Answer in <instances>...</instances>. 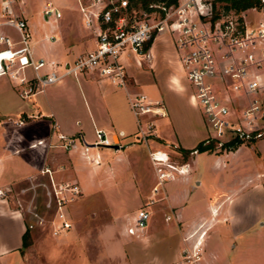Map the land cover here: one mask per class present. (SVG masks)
I'll list each match as a JSON object with an SVG mask.
<instances>
[{
  "label": "rangeland",
  "instance_id": "374dc122",
  "mask_svg": "<svg viewBox=\"0 0 264 264\" xmlns=\"http://www.w3.org/2000/svg\"><path fill=\"white\" fill-rule=\"evenodd\" d=\"M18 1L15 0L11 4L13 13H16L13 5L18 8ZM24 1V8L28 12L19 10L18 15L25 16L29 21V17L33 14V21L39 27V36H44L45 31H48L54 25L53 20H51L53 19V15L45 18L43 14L42 7L47 0ZM130 1L137 11L145 7L140 0ZM214 7L219 11L225 9L223 3L220 1L214 3ZM1 13L0 4V22L5 19V17L1 16ZM246 18L256 22L258 19H263V16L259 12L249 9L246 12ZM1 29L14 40L20 37L19 32L10 25H3ZM28 30L30 33L28 43L31 45L33 40L37 38V34L36 36L35 34L31 36L30 29ZM171 38L173 39L172 36ZM170 46L171 48H167L169 51H176L174 44ZM34 47L37 49L64 48V45L59 39L47 38L34 44ZM52 57L56 61L59 60L57 54H52ZM46 58L50 60L48 56ZM177 58L178 56L175 54L174 59L177 60ZM123 60L127 70L132 68L136 72H144L154 78L147 84L141 85L140 90L146 92L150 98L163 100L168 112L165 119L156 121L158 130L148 135L147 138L152 139L155 145H166V147L169 145V155L174 163L181 164L187 162L191 157L190 162L193 161L195 166V171L192 172L189 183L178 179H167L160 186V189L165 187L168 192H171L175 188L185 185L190 191H188L186 197L177 202V205L181 204L185 208L189 207L188 220L192 221L195 219L196 221V224L193 225L190 221L179 222L185 232V236H191L187 238V241H191L192 244L194 240L198 239L203 231L198 233L197 236L196 234H191L195 231L197 232L199 227L206 223L207 217H210V220H207V222L212 223L215 221L217 226L226 223L230 228V237L227 239L228 244L226 243L223 251L226 260L230 264H256L260 256L264 254V139L240 144L236 149L212 147L211 149L198 151L194 155L191 152H181V147L174 146L173 142L169 139L170 136H174L172 110L173 113L174 111L175 113L178 111V119L183 122L181 123L179 120L175 122V131L182 129L183 125L184 128L188 126V124L184 123L188 120L182 119L184 115H188L199 122L203 120V123H201L202 128L211 132L204 121L200 109L192 101L190 96L192 88L184 73L179 70L177 63H171V61L166 65L163 61L159 60L155 68L149 69L144 58H141V68L136 69L133 54L126 53L123 56ZM62 64L63 61L59 62L55 66L56 70H63ZM49 69L50 66L45 65L39 71L44 74ZM24 74L31 80L19 83L17 78H12L8 74L2 75L0 79V101L5 105L4 109L13 111L18 107L25 109L28 106L30 109L34 108L37 110L40 103L41 106L39 108L42 110L44 106L49 107L51 105L58 108L63 114L68 112V110L72 111L71 106L73 105L75 110L84 111L85 98L78 88L72 92L74 95L70 96L67 89L62 88L63 90H61V87H56L58 86L57 83L53 85L51 83L44 86V91L40 90L26 96H21L20 91L23 88H27L28 85L34 84L36 81L34 79L35 73L31 66H27L24 69ZM172 75L178 77V81L184 84V88L180 86L181 91H184L181 92L182 94L171 91L174 87L169 84L168 78ZM71 77L73 76L67 75L63 78L64 81H67ZM130 77L131 75L129 79H131ZM58 89L63 92H59ZM198 111L202 116V120L198 117ZM8 116L14 118V115L5 114L3 116L6 119L5 124L8 129L7 134L9 138L8 148L11 151L18 147V150L23 151V153L36 152L39 156L41 151L44 152V149L47 151L48 148L58 147L63 150L60 149L58 151H62L60 155L63 156L64 152L67 159L66 161H61L55 167L46 164L44 161L41 164V168L48 166L51 174L40 172L34 178L23 179L19 182L20 185L16 186V188L18 186L28 187L27 190L31 194L29 195L27 191L21 193L24 208L23 216L26 225L28 222H34L32 214L26 209L28 206L44 217L43 223H36L34 227L29 228V245L24 248L23 252L24 264H114L112 260L100 257V246L98 245L97 238L100 237L102 227H105V232H111L112 230L116 235V232L119 230L118 226L122 225V223L127 224L135 213L133 211L146 204L151 198L148 194L151 191V185L157 178L155 176L156 167L150 160L149 153L147 154L148 148L144 142L146 139L137 138L136 130L132 136V140H119L116 142L119 145L117 148L111 145H96L94 148H89L88 146L85 149L86 142H82V152L76 151L71 154L70 150L74 146L64 148L62 141L56 138L52 141L53 146L48 147L41 144L37 147L28 148L26 146L28 142L31 139H36L38 136H42L41 138H44L47 144L51 121H44L42 118H30L26 120L24 126L25 133L21 139H17L14 134L17 128L21 127H12L10 125V118H7ZM168 129L172 134L161 135L159 133L160 130ZM176 135H178V132ZM188 135L189 138L192 137L190 134ZM87 137L90 141L94 140V132L88 134ZM75 142L76 145L77 141L75 140ZM182 149L188 150L192 148L182 147ZM18 150L14 154L15 156L20 154ZM86 155H88V158ZM186 167L187 170L184 173L176 172L175 174L187 173L189 168L188 166ZM74 183L78 185L79 193L74 199L67 202L63 208L72 226L68 230H60L54 233V227L59 222L55 216L56 209L53 206L47 207L45 204L49 199L52 202L54 201L57 190L62 191L59 194H64L65 196L71 195L69 191L64 189V186ZM222 191L221 195H217L214 198V193ZM227 193L230 194L227 195ZM199 195H202V199L200 200L197 197ZM213 198L216 202L223 199L220 211L218 213H216V210L212 211L214 215L205 207L206 203ZM16 204L18 207L20 206L17 201ZM162 204L155 202L149 205L152 211L147 226L153 223L158 226L165 224L162 211L156 210V207ZM13 205H15V202ZM199 207H202L201 212L196 213L194 210ZM130 212L133 214L128 219L125 213ZM215 214L217 216L213 219ZM170 215L168 214L166 217L168 219L171 217L169 222H174L173 215ZM200 222L201 224L198 225ZM161 236L166 241L167 239L174 238L172 233ZM203 246H200L201 256L203 253L206 256L209 254V251L215 248L213 241L204 250ZM140 256L143 259V255L140 254Z\"/></svg>",
  "mask_w": 264,
  "mask_h": 264
},
{
  "label": "built area",
  "instance_id": "2783aa9c",
  "mask_svg": "<svg viewBox=\"0 0 264 264\" xmlns=\"http://www.w3.org/2000/svg\"><path fill=\"white\" fill-rule=\"evenodd\" d=\"M14 1L0 0L1 16L5 17L0 22V76L8 74L17 78L19 83L28 82L31 79L26 77L24 69L31 66L36 81L23 88L21 96L43 90L44 86L65 75L77 76L83 71L97 72L112 84L124 87L128 84L130 74L123 56L126 53L133 54L135 62L140 65V59L148 56L145 44L159 32L167 31L173 37L180 67L192 88V101L200 109L211 131L202 140L203 144L233 148L264 138V0H258L257 4L242 10L223 6L225 9L222 11L213 7L220 0L150 1L138 11L130 0L80 2L83 23L95 34V47L80 54L72 62H64L62 72L55 69L57 61L33 57L28 43L30 33L27 20L13 13L11 4ZM220 2L224 4V1ZM249 9L259 12L263 19L256 22L248 20L246 12ZM43 14L49 18L53 14L59 16L60 12L47 2ZM3 25L14 27L19 32V39L14 40L6 34L1 29ZM45 65H49L50 69L42 74L39 70ZM128 103L137 118L136 137L140 139L155 133V117L167 115L163 100L150 99L141 91L130 92ZM22 122V118L16 121L18 124ZM56 128L55 124L47 144L44 138H39L30 145L50 147L56 138L62 141L64 148L75 146L74 137ZM94 135L92 143H85V149L91 144H114L101 128H95ZM196 151L193 149L190 152ZM149 157L156 167L157 179L151 188L149 201L138 208L126 224L128 234L138 235L146 228L151 216L149 205L155 201L154 196L160 186L165 180L173 179L174 173H184L183 167L187 169L188 166V162L174 163L168 151L161 148L150 150ZM40 172L51 174L48 166L42 167ZM64 189L71 195L59 194L62 191L57 190L54 201L49 199L45 204L56 209L55 216L59 222L54 227V233L72 226L63 208L77 196L79 188L74 183L66 184ZM0 195L4 196L5 191L0 189ZM19 204V208L24 209ZM26 209L34 218V222H28L26 227L32 228L36 223H43L42 215L30 206ZM197 241L182 249L185 264H201V244L197 246Z\"/></svg>",
  "mask_w": 264,
  "mask_h": 264
},
{
  "label": "crops",
  "instance_id": "0c3cea01",
  "mask_svg": "<svg viewBox=\"0 0 264 264\" xmlns=\"http://www.w3.org/2000/svg\"><path fill=\"white\" fill-rule=\"evenodd\" d=\"M88 1L89 0H47L46 3L50 2L60 12V15L55 16L53 14V19L51 20H53L54 25L48 31H45L46 33L44 36H39V27L33 21V14H31L32 16L29 17V21L25 16H23L27 20L31 36L34 34L36 36L37 34V38L33 40L31 45L29 44L34 58H43L46 61H50L54 60L52 54H57V56H59V60L57 61L58 63L61 61H63V63L72 62L80 54H83L95 47V34L91 28H88L84 25L82 14L79 8L80 2L87 3ZM18 3V8L14 7L13 5L14 11L17 14H19V10L28 12L24 8V0H19ZM46 3L43 4V7ZM40 24H42V22H40ZM50 36H53V38H50ZM47 38L59 39L61 43H63L64 48L37 49L34 47V44ZM170 45H173V41L167 31L159 32L155 36L151 44L147 47L148 56L142 57L149 66V69L155 68L156 63L161 60L166 65H168L167 63H169V61H171V63H177L179 70L182 71L178 58L177 60L174 59L175 54L177 55L176 51H169L167 49L171 48ZM46 56H48L50 60H47ZM61 67L63 68V66ZM135 67L136 69L141 68V66L136 62ZM62 71L63 70L58 72ZM128 72L131 75V79H129L128 84L124 87L112 84L107 78H104L97 72L93 71H83L77 76L68 74L72 75L73 77L67 81H64V78H61L52 84L50 83L51 85L57 83L58 86L56 87H61V90H63L62 88L67 89L70 93V96L74 95L72 92L78 88L85 98V108L83 112L75 110L74 105L71 106L72 111L68 110V112L64 114L61 113L58 108H55L51 105H49V107L44 106V109L42 110L39 108L41 106L39 102L37 110L34 108L30 109V107L27 106L25 109L18 107L17 109L10 111L8 109H4L5 105L0 101V189L5 191L4 196L0 195V264H24L22 234L26 229V221L23 216V209L18 207L16 201L22 204L21 193L27 191L29 194L30 191L27 189L22 190L24 187L20 186L16 188V186L23 179L38 176L41 164L44 161L46 164L55 167L61 161L67 160L64 152L63 156L60 155L63 150L58 147L48 148L47 151L44 149V152L41 151L39 156L36 152L23 153V151L18 150V147L13 150L14 152L11 151L8 148L9 138L7 134L8 129L5 124L6 119L3 116L5 114L14 115V118H10L9 116L7 118H10V125H12V127H21L19 128L20 130L17 128L14 134L15 138L17 139H21L25 133L24 126L26 120L30 118H42L44 121H51L50 131L48 130V136L50 135L53 124H56L57 131L74 137L77 141V144L73 147V149L70 150L71 154L76 151L80 153L82 152V142H93V140H89L87 135L94 132L95 128L103 129L107 138L114 142V144H117L116 142L119 140L130 141L132 140L134 132L137 130V118L129 106L128 94L133 91L144 92L140 90V86L147 84L154 78L150 75L148 76L144 72H136L132 68L129 69ZM66 76L67 75L64 77ZM1 78L2 76H0V79ZM175 80H177L176 83H174ZM178 80V77L175 75H172L171 77L169 76L168 78L169 84L174 87V89L170 88L172 89L171 91H174V93L180 92V94H182L181 92L184 91H181L180 86L184 88V84H181ZM44 90L45 88H43L41 91ZM148 98L150 97L148 96ZM171 112L173 119L172 123L174 122L172 124L174 136L169 137L168 135V137L173 142L174 146L176 145L177 147H181V152H184L182 147L194 148L204 136L206 137L209 134V131H207V129L204 130L201 126L203 120L200 112L198 111V117L202 120V122L194 120L191 116L184 115L182 119L188 120L187 122H184L188 124V126L184 128L183 125L182 129L176 128L179 129L176 130L178 132V135H176L177 132L175 131L174 127H176L175 122H178L177 120H179V114L178 111L176 113L174 111L173 113L172 110ZM166 117L167 115L155 117V124L156 121L165 119ZM20 118H22L23 122L21 124L16 123V121H18ZM179 122L181 121L179 120ZM157 130L158 127L156 125V131ZM159 133L161 135L170 133L172 134L169 129L160 130ZM188 134H190L192 137L189 138ZM41 137L42 136H38L36 139H31L26 146L28 148L37 147L38 145L31 146L30 144ZM144 142L148 148L147 154L151 149L156 148L167 150L168 153H170V149L168 148L169 145L167 147L166 145H155L150 138H146ZM94 147H96V145H89V148ZM60 149L62 151L58 152ZM17 150L20 152V154L15 156L14 154ZM194 153H192V155H194ZM86 157L88 158V155H86ZM190 160L191 157L189 158V161H187L189 168L187 173H174V178L169 180L178 179L189 183L191 174L195 171L193 161L190 162ZM153 184L151 185V188ZM188 191V187L185 185L175 188L171 192H168V190L163 187L154 196L155 201L153 203H163L162 205L156 207V210H161L163 213V218L165 221L163 226H158L155 223L151 225L149 224V226H146V228L139 232L138 235L128 234L125 229V223H122V225L118 226L119 230L116 232V235L114 231L112 232V230L111 232H105V227H102L100 231V237L97 238L98 245L100 246V257L103 259H110L114 262V264H185L182 259V249L191 244V241H187V238L191 236H185V232L183 231L180 223L181 221H190L193 225L196 224V221L195 219L192 221L188 220L189 207L185 208V206H182L181 204L177 205V202L186 197ZM221 193H223V191L214 193V198L217 195H221ZM229 194L230 193H227V195ZM148 196H152L151 191L149 192ZM201 196H197L199 200L202 199ZM214 198L206 203L205 206L208 208L211 214H213V210H216V213H218L222 207L221 204L223 199L216 202ZM14 202L15 205H13ZM201 209L202 207H199L194 211L196 213H200ZM125 214L129 219L133 213L130 212ZM168 214L173 215L174 222H169L171 217L168 219V217H166ZM216 216L217 215L215 214L213 219H215ZM207 220H210V217H207ZM207 220L203 226L201 225L199 227L197 232L195 231L193 234H191H196L197 236V234L201 231L205 232L201 243V246L204 245L203 250L212 241L215 244V248L209 251V254L206 256L204 253L202 254L203 257L201 264H230V262L226 260V256L223 255L226 243L228 242L227 239L230 237V228L226 223L224 225L220 224L217 226L215 221L210 223L207 222ZM200 224L201 222L198 223V225ZM169 233H172L174 238L170 240L167 239V241L163 240L161 235H167ZM140 254L143 255V259L141 258ZM256 264H264V254L260 256Z\"/></svg>",
  "mask_w": 264,
  "mask_h": 264
},
{
  "label": "trees",
  "instance_id": "16d2710c",
  "mask_svg": "<svg viewBox=\"0 0 264 264\" xmlns=\"http://www.w3.org/2000/svg\"><path fill=\"white\" fill-rule=\"evenodd\" d=\"M145 6L149 3L150 0H140ZM176 0H165L166 3H171V2H175ZM220 1H224L223 6L225 8H229V7H233L236 10H242V9H246L254 4L258 3V0H220ZM214 7V4H213ZM215 8V7H214ZM152 42V39L149 40L144 48H147ZM237 146H234L233 148H236ZM212 148V144H203L202 141L198 142L196 144V146L192 149H184V153H188L193 149H197V151H204L207 149H211ZM29 245V228L26 227L25 231L22 234V248L24 249L26 246Z\"/></svg>",
  "mask_w": 264,
  "mask_h": 264
},
{
  "label": "bare ground",
  "instance_id": "6f19581e",
  "mask_svg": "<svg viewBox=\"0 0 264 264\" xmlns=\"http://www.w3.org/2000/svg\"><path fill=\"white\" fill-rule=\"evenodd\" d=\"M141 58V57H140ZM186 168H185V166L183 167V172H185L186 170H185ZM204 233L205 232H202L200 235H199V237H198V241H197V246L198 245H200L201 243H202V238H203V235H204Z\"/></svg>",
  "mask_w": 264,
  "mask_h": 264
},
{
  "label": "water",
  "instance_id": "95a60500",
  "mask_svg": "<svg viewBox=\"0 0 264 264\" xmlns=\"http://www.w3.org/2000/svg\"><path fill=\"white\" fill-rule=\"evenodd\" d=\"M111 146H114L117 148L119 145L118 144H111Z\"/></svg>",
  "mask_w": 264,
  "mask_h": 264
}]
</instances>
